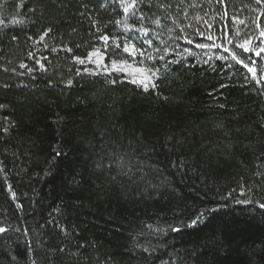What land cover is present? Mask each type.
I'll use <instances>...</instances> for the list:
<instances>
[{
  "label": "trees",
  "instance_id": "obj_1",
  "mask_svg": "<svg viewBox=\"0 0 264 264\" xmlns=\"http://www.w3.org/2000/svg\"><path fill=\"white\" fill-rule=\"evenodd\" d=\"M132 2L0 0V264H264V0Z\"/></svg>",
  "mask_w": 264,
  "mask_h": 264
},
{
  "label": "snow or ice",
  "instance_id": "obj_2",
  "mask_svg": "<svg viewBox=\"0 0 264 264\" xmlns=\"http://www.w3.org/2000/svg\"><path fill=\"white\" fill-rule=\"evenodd\" d=\"M135 3H136V0H133V2L130 5H128V7L125 8V12H127L130 7H135ZM105 39H107V38L105 37ZM201 47H203V45H201ZM241 47H243V45H241ZM226 51H227V49H226ZM257 54H259V53H257ZM245 66L247 67V65H245ZM249 71H253V69H249ZM145 79H148V78L145 77ZM133 82L135 83L137 81L136 80H133ZM140 83H142L143 84V87L145 88V90H147V87H148L147 83H144L143 80L140 81ZM154 86L155 85H153V87ZM193 223H195V221ZM0 231H2V230H0Z\"/></svg>",
  "mask_w": 264,
  "mask_h": 264
}]
</instances>
